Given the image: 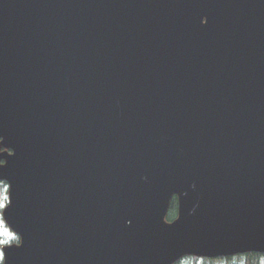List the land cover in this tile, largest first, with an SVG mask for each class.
Returning a JSON list of instances; mask_svg holds the SVG:
<instances>
[{
	"label": "water",
	"instance_id": "obj_1",
	"mask_svg": "<svg viewBox=\"0 0 264 264\" xmlns=\"http://www.w3.org/2000/svg\"><path fill=\"white\" fill-rule=\"evenodd\" d=\"M0 181L7 264L263 253L264 0H0Z\"/></svg>",
	"mask_w": 264,
	"mask_h": 264
},
{
	"label": "trees",
	"instance_id": "obj_2",
	"mask_svg": "<svg viewBox=\"0 0 264 264\" xmlns=\"http://www.w3.org/2000/svg\"><path fill=\"white\" fill-rule=\"evenodd\" d=\"M177 214V204L176 199L173 198L170 202L168 213L166 216V219L168 221L173 220L176 217ZM188 260H184L185 264H264V253H245L243 255H237L233 257H227V258H217V259H202L200 262H198V259L196 258H187ZM184 261H182L184 263ZM177 262L176 264L182 263ZM182 263V264H183Z\"/></svg>",
	"mask_w": 264,
	"mask_h": 264
},
{
	"label": "rangeland",
	"instance_id": "obj_3",
	"mask_svg": "<svg viewBox=\"0 0 264 264\" xmlns=\"http://www.w3.org/2000/svg\"><path fill=\"white\" fill-rule=\"evenodd\" d=\"M7 204V186L0 182V244L8 243L14 237L9 233L4 223L2 222L1 212ZM185 264V262L183 263Z\"/></svg>",
	"mask_w": 264,
	"mask_h": 264
},
{
	"label": "snow or ice",
	"instance_id": "obj_4",
	"mask_svg": "<svg viewBox=\"0 0 264 264\" xmlns=\"http://www.w3.org/2000/svg\"><path fill=\"white\" fill-rule=\"evenodd\" d=\"M179 215L177 217V220L175 222H177L179 220ZM175 222H171V223H165L168 226H172ZM20 246H18L17 248H19ZM0 264H7L6 262V251L4 250H0Z\"/></svg>",
	"mask_w": 264,
	"mask_h": 264
}]
</instances>
